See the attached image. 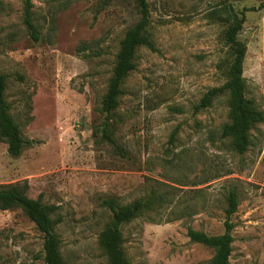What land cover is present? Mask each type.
Here are the masks:
<instances>
[{
	"label": "rangeland",
	"instance_id": "obj_1",
	"mask_svg": "<svg viewBox=\"0 0 264 264\" xmlns=\"http://www.w3.org/2000/svg\"><path fill=\"white\" fill-rule=\"evenodd\" d=\"M147 3L146 45L108 121L109 143L102 103L120 44L141 20L136 0H0V75L29 142L18 158L0 143V185H26L54 208L64 264H109L99 237L113 216L103 201L128 206L153 194L162 202L122 227L129 263L211 264L214 251L188 231L223 235L234 193L230 264H264V123L240 154L222 137L227 93L195 110L226 84L224 35L242 14L246 98L264 114V0ZM0 264H45L44 236L19 208L0 211Z\"/></svg>",
	"mask_w": 264,
	"mask_h": 264
},
{
	"label": "trees",
	"instance_id": "obj_2",
	"mask_svg": "<svg viewBox=\"0 0 264 264\" xmlns=\"http://www.w3.org/2000/svg\"><path fill=\"white\" fill-rule=\"evenodd\" d=\"M136 3L137 13L141 20L127 31L120 44L113 76L110 79L102 103V112L107 118L102 130V140L109 143H114V140L111 136L112 127L108 121L115 116L120 105L125 81L136 70L138 52L146 45L150 9L147 0H136ZM244 23L245 18L241 14V18L238 19L236 24L229 26L224 35L225 43L232 52V62L227 70L226 84L221 88L209 90L195 109L196 112L208 109L217 98L227 93L229 95L232 122L223 128L222 137L230 139L234 149L240 154H244L249 147L250 131L256 125L264 123V114L259 112L253 103L246 98L243 65L247 49L238 40ZM26 25L32 32V36L38 41L39 36L35 31L29 11L26 15ZM5 92L6 78L0 75V143L7 146L11 157L18 158L29 145V142L24 139L19 126L10 114V106L6 101ZM27 190L26 185H0V211L21 209L44 236L45 264H64L60 252V243L55 233L54 208L44 206L41 200L30 199L27 196ZM160 201L162 202V197L156 194L128 206H120L113 199L103 201V206L107 207L113 216L112 223L99 237V244L109 264H130L123 250L122 227L137 220L146 211L153 210ZM237 206L236 196L231 193L223 235L208 236L192 229L188 231V237L192 242L214 251L211 264H230L233 244L231 217L235 214Z\"/></svg>",
	"mask_w": 264,
	"mask_h": 264
}]
</instances>
